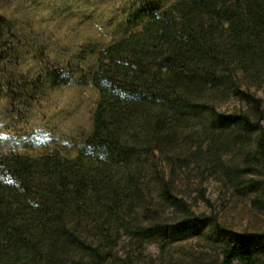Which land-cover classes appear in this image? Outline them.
Returning a JSON list of instances; mask_svg holds the SVG:
<instances>
[{
    "label": "trees",
    "instance_id": "trees-1",
    "mask_svg": "<svg viewBox=\"0 0 264 264\" xmlns=\"http://www.w3.org/2000/svg\"><path fill=\"white\" fill-rule=\"evenodd\" d=\"M142 18L138 30L93 49L98 99L76 155H0V264H107L114 238L85 236L91 212L105 222L140 206L141 241L184 238L209 219L174 193L176 169L203 163L204 177L221 173L235 185L257 166L264 173L255 93L264 92V0H174ZM6 27L0 20L1 69L10 66ZM45 77L57 84L69 74ZM232 149L241 163L225 159ZM151 189L171 217L144 206ZM225 236L217 264L257 263L251 241Z\"/></svg>",
    "mask_w": 264,
    "mask_h": 264
},
{
    "label": "rangeland",
    "instance_id": "rangeland-1",
    "mask_svg": "<svg viewBox=\"0 0 264 264\" xmlns=\"http://www.w3.org/2000/svg\"><path fill=\"white\" fill-rule=\"evenodd\" d=\"M173 1L0 0V20L6 23L8 37L3 49L10 60L8 68H0V155L34 157L51 150L67 158L76 155L91 130L98 99L90 81L93 49L138 30L148 9ZM51 70L67 72L69 78L54 84L45 77ZM255 93L262 99L264 128V92ZM225 108L223 104L220 109ZM225 159L241 163L242 155L232 149ZM207 171L203 163L191 164L176 169L173 176L174 193L195 214L209 219L198 231L178 240L157 235L141 241L137 228L148 221L138 206L131 214L119 212L105 222L91 212L85 236L93 243L114 238L107 264H217L218 242L233 231L254 244L256 264H264L263 168L257 166L236 185L221 173L204 177ZM144 206L158 208L162 217H171L173 211L152 189Z\"/></svg>",
    "mask_w": 264,
    "mask_h": 264
}]
</instances>
